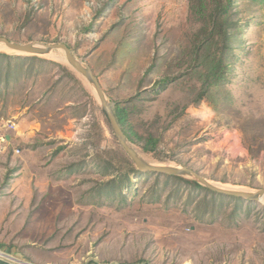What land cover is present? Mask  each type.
I'll use <instances>...</instances> for the list:
<instances>
[{
    "label": "rangeland",
    "instance_id": "1",
    "mask_svg": "<svg viewBox=\"0 0 264 264\" xmlns=\"http://www.w3.org/2000/svg\"><path fill=\"white\" fill-rule=\"evenodd\" d=\"M190 11V0H0V37L68 46L125 108L131 130L158 142L163 160L132 144L145 161L264 190V0H231L230 29L216 37L219 47L231 39L227 79L199 103V75L177 67L195 26ZM41 58L78 83L27 61L15 67L24 70L17 82L0 86V261L264 264V202L232 218L224 199L153 175L103 191L114 175L96 164L121 170L130 160L63 54ZM203 200L213 206L200 213Z\"/></svg>",
    "mask_w": 264,
    "mask_h": 264
},
{
    "label": "trees",
    "instance_id": "2",
    "mask_svg": "<svg viewBox=\"0 0 264 264\" xmlns=\"http://www.w3.org/2000/svg\"><path fill=\"white\" fill-rule=\"evenodd\" d=\"M209 3H212V5L214 4L215 8H210ZM230 4L231 0H190V14H194V16H192L195 18L193 26L195 25L194 28L196 27V29L194 30L193 28L189 34L187 33L185 37V45H183L177 59V67L178 69H182L183 66L186 65L185 70L182 72L184 74L180 71L178 72L182 75L181 77H186L185 75H199V88H197L198 92L196 94L195 103L205 100L213 89L224 84L227 79V65L225 64V59L228 57L227 54L230 49L231 39H227L225 43L219 47L216 37L218 34L226 35L227 30L230 29L228 15ZM27 61H30L31 65L35 63H47L58 66L66 77L78 83V80L66 67H62L54 62H48L42 58L33 56L0 54V86L4 84L5 87H8L11 80L17 82L24 70L20 67L18 71L15 67L19 63L24 65ZM154 67L155 66H151L149 71H151ZM29 70L31 71V67ZM168 82H171V79L167 78V80L160 81L158 83L161 86L160 89L164 88ZM1 90L2 89L0 88V95ZM114 114L126 138L131 144L139 145L143 153L152 154L156 157V159L163 160V158L159 156V152L157 150L158 142L151 135H148L146 138H142L133 132L129 125H127L126 111L123 106L116 104L114 106ZM95 157L96 160L100 159L98 154H96ZM96 165L97 167H101L104 173L109 174V171H112V175H114L113 178L101 186V188L103 187V191L111 194L114 190L121 193V189L131 183L129 180L131 176L147 175L148 177L153 175L154 177H158V175L152 173L139 174L131 161H126L125 167L121 170L116 169L110 164L104 165L99 163ZM115 170L116 173L114 174ZM167 179L176 182L178 187L184 184L185 186L192 187L196 190H201L204 193L218 196L231 203L234 206L232 213L230 214L232 218L238 217V213L241 209H243L244 205L249 208L253 207L252 203L233 197L215 194L205 188H202L200 185L189 179L180 177H167ZM122 197L125 199L123 195ZM203 202L204 203L202 204H204V208L202 211H199L200 213L209 211V209L213 206V203H208L205 200H203ZM222 207L223 206L220 205L219 208Z\"/></svg>",
    "mask_w": 264,
    "mask_h": 264
},
{
    "label": "water",
    "instance_id": "3",
    "mask_svg": "<svg viewBox=\"0 0 264 264\" xmlns=\"http://www.w3.org/2000/svg\"><path fill=\"white\" fill-rule=\"evenodd\" d=\"M0 47L7 49L13 53L19 54L14 56H30V57H46L52 56L54 53H62L63 59L69 68L85 80L86 84L92 91L98 105L105 115L109 128L117 141L118 145L134 164L136 170L144 173H152L158 176L165 177H180L194 181L202 188H205L215 194L237 198L249 203H262L264 202V190L251 191V190H238L235 188H226L218 186L203 176L199 175L194 170L185 166L175 165H154L145 161L137 151L133 148L132 144L126 138L121 126L117 122L114 114V106L111 104L104 93L98 78L94 75L88 65L76 59L71 49L65 44L54 43L45 44L40 42L29 43H14L5 37H0ZM0 264H9L5 261H0Z\"/></svg>",
    "mask_w": 264,
    "mask_h": 264
},
{
    "label": "bare ground",
    "instance_id": "4",
    "mask_svg": "<svg viewBox=\"0 0 264 264\" xmlns=\"http://www.w3.org/2000/svg\"><path fill=\"white\" fill-rule=\"evenodd\" d=\"M136 151V150H135ZM144 159V158H143ZM145 160V159H144ZM148 162V161H147ZM151 163V162H150ZM2 258V257H1ZM7 258V257H6ZM8 259V258H7ZM9 260H12L11 258H9ZM21 263H19V264H26V263H24V262H22V261H20Z\"/></svg>",
    "mask_w": 264,
    "mask_h": 264
}]
</instances>
